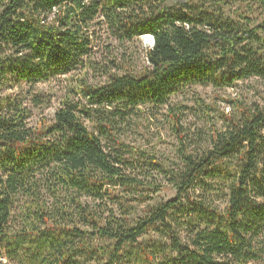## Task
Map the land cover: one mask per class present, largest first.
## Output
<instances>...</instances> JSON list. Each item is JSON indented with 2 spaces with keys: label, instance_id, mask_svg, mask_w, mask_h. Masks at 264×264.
<instances>
[{
  "label": "trees",
  "instance_id": "obj_1",
  "mask_svg": "<svg viewBox=\"0 0 264 264\" xmlns=\"http://www.w3.org/2000/svg\"><path fill=\"white\" fill-rule=\"evenodd\" d=\"M104 35L152 36L148 65ZM61 78L36 127L0 97V264H264V104L227 99L221 127L189 134L171 103L264 79V0H0V90L47 106L33 92ZM162 108L172 158L129 140Z\"/></svg>",
  "mask_w": 264,
  "mask_h": 264
},
{
  "label": "rangeland",
  "instance_id": "obj_2",
  "mask_svg": "<svg viewBox=\"0 0 264 264\" xmlns=\"http://www.w3.org/2000/svg\"><path fill=\"white\" fill-rule=\"evenodd\" d=\"M240 3L231 4L232 9L239 7ZM230 10V11H231ZM239 10V9H238ZM148 36V35H147ZM102 42L108 44L114 52L121 50L131 55L134 66L142 68L148 65L146 51L153 46V38L141 36L133 43L126 44L123 48L115 42L105 40L103 36ZM125 47L128 49L124 50ZM102 52L107 51V46L99 45ZM63 78L47 83L39 84L34 94L40 95L42 99L48 101L47 106L34 107L30 102L32 96L27 92H17L12 87H6L0 90V97L7 95L20 96L24 98V102L32 107V117L29 120V126L36 127L42 118L52 121L55 117L60 102L65 95L66 86ZM234 99L246 103L264 104V79L251 78L236 83L234 88L214 89L210 86H191L184 88L181 92L171 98V103L179 105L183 112L182 124L188 129L189 134L198 129L209 131L213 127L222 126V114H229L231 106L225 101ZM145 117L141 120L144 126L148 128L135 129L136 132L130 133L129 140L142 146H147L153 151H157L168 158L176 157L173 153L176 148L177 141L169 124L166 120V108L161 109V113L157 114L158 118H154L153 113L149 109L144 110ZM139 120V118H138ZM141 125V127H143ZM175 195V191L165 186L163 190L155 195V202L167 200Z\"/></svg>",
  "mask_w": 264,
  "mask_h": 264
},
{
  "label": "bare ground",
  "instance_id": "obj_3",
  "mask_svg": "<svg viewBox=\"0 0 264 264\" xmlns=\"http://www.w3.org/2000/svg\"><path fill=\"white\" fill-rule=\"evenodd\" d=\"M146 37H150V38H153V37H152V36H150V35H148V36L146 35Z\"/></svg>",
  "mask_w": 264,
  "mask_h": 264
}]
</instances>
